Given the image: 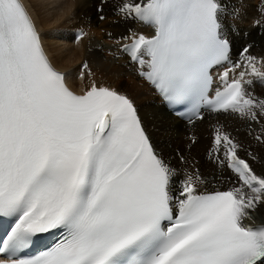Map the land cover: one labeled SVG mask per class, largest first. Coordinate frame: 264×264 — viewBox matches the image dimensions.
<instances>
[{
  "label": "snow or ice",
  "instance_id": "1",
  "mask_svg": "<svg viewBox=\"0 0 264 264\" xmlns=\"http://www.w3.org/2000/svg\"><path fill=\"white\" fill-rule=\"evenodd\" d=\"M30 4L0 0V264H264V172L224 126L210 155L231 186L209 190L199 169L180 177L130 96L68 86ZM115 10L147 29L122 37L137 74L189 123L205 111L264 121L249 91L264 85V58L249 44L233 60L226 0H116ZM258 12L264 30V0ZM43 235L59 238L31 254Z\"/></svg>",
  "mask_w": 264,
  "mask_h": 264
},
{
  "label": "bare ground",
  "instance_id": "2",
  "mask_svg": "<svg viewBox=\"0 0 264 264\" xmlns=\"http://www.w3.org/2000/svg\"><path fill=\"white\" fill-rule=\"evenodd\" d=\"M242 1L243 3H240L238 0H226L229 12L234 13L229 15L225 20L228 36L233 45V57L235 58L240 55L242 49L251 44L252 48L249 49L250 53L252 55L254 54L258 59L264 58V30L254 27V20L260 18L258 7L261 0H241V2ZM95 3L103 5L104 9L107 10L106 13H102L103 16L106 14L104 16L105 19H99L101 14L95 15L98 17L97 19L90 17V9ZM255 3L258 5L257 7L253 6ZM50 4L51 3L46 2V0H31L29 8L35 17L48 52L56 66L66 72V80L72 88H75L79 92H83L91 86L93 81H96L97 84L115 88L130 96L135 101L144 125L153 143L156 144L158 148L164 145L163 152L166 153L165 146L168 148L173 146L175 148V146L180 147V145L185 144L189 147L186 152V163H177L182 172L188 170L193 171L197 169L198 166L204 168L201 170V174L207 173L205 172L207 169L206 166H210L211 164L203 161L201 157L203 154H206V152H204L205 149L212 148L213 145L209 143L204 136L213 134L214 129L220 125H223L224 130L227 132L232 131L235 141L241 145V148L247 154L245 157L241 156V158L249 160L251 164L255 162V159L260 160L261 158L262 172H264V121L257 123L254 121L242 120L236 117V115L217 114L208 111L205 113L202 121L195 120L193 123H189L181 120L167 110L161 98L136 74V69L133 64L129 63L125 57L115 58L114 56L115 53L120 54V50L115 44L121 42V37L127 35L126 29L135 28L136 30L142 31L143 28L140 25L125 23L119 17L115 8L110 11L109 3H104V0H63L61 3V12L60 10L57 13L54 12L55 15H48L46 12L47 16H42L41 10L44 7L47 9L46 7ZM233 17L237 18V26L236 23L233 26L228 22V19L231 20ZM246 20L248 22H245ZM239 23L240 25H238ZM242 24L245 26H242ZM79 28H85V34L79 41H76L74 40V31ZM71 29H74V31L72 40L70 41ZM235 29H238L240 33H236ZM242 30L243 32H241ZM68 40L74 43L75 47L73 46L69 49L67 45ZM65 49H67L66 52L64 51ZM109 49L111 50L110 52H108ZM64 59L66 61H64ZM82 62L88 64L87 69L80 67ZM79 67L81 69H79ZM75 68L80 70L81 75L80 73L75 75L77 72H75ZM89 71L92 75L88 74ZM73 72H75V74ZM127 76L128 78H126ZM75 78L76 81L77 79L80 81V85L76 84ZM259 86L260 84L255 83L250 89H252L259 98L264 99V91H257L261 88H258ZM150 101L156 102V110L161 115V121L155 119V111L150 110L152 107L149 108L146 106ZM166 125L169 126L170 129L172 128L173 131L169 139L165 138L168 134L166 130L163 129ZM189 129H197V132H195L196 130L190 131ZM189 132L194 133L196 138L199 137L201 140H198V143L190 144L192 140H188ZM181 137H187V139L181 141V139H183ZM257 137H261L262 139L258 140ZM252 157H255V159L253 160ZM200 159L201 161H199ZM252 166L259 172L253 164ZM181 170L177 168V172ZM223 175L222 178L216 174H214L213 177L220 178L219 184L231 186L230 179L232 173L226 169ZM208 187L209 190L225 189L216 186ZM255 219L257 223H264L263 208L258 210Z\"/></svg>",
  "mask_w": 264,
  "mask_h": 264
},
{
  "label": "rangeland",
  "instance_id": "3",
  "mask_svg": "<svg viewBox=\"0 0 264 264\" xmlns=\"http://www.w3.org/2000/svg\"><path fill=\"white\" fill-rule=\"evenodd\" d=\"M55 1H56V3H55ZM240 3H243V1L241 2V0H238ZM46 2H50L51 4L50 5H48V7H46L47 9H45V7L41 10V15L42 16H47V13H48V15H50V14H53V15H55V13H57V12H59V10H60V12L62 11V5H61V3L63 2V0H52V2H51V0H46ZM109 6H110V11L112 10V9H114L115 8V4H116V1H113V0H109ZM97 3H95L93 6H92V8L90 9V17H92V18H98V17H96L95 15L96 14H101L102 15V13H106L107 12V10L106 9H104V7H103V5H98ZM253 5V4H252ZM253 6H255V7H257L258 5L255 3ZM103 8V11L102 12H100V11H98V9L99 8ZM49 8V9H48ZM60 8V9H59ZM47 12V13H46ZM55 12V13H54ZM237 13H238V11H237ZM236 13V14H237ZM106 15V14H105ZM104 15V16H105ZM235 18V19H234ZM99 19H100V16H99ZM234 19V20H233ZM233 19L231 18V20L230 19H228V22L230 23V24H232L233 26H234V24L236 23V26H237V18L236 17H233ZM238 19H239V17H238ZM101 20V19H100ZM240 22V21H239ZM245 22H248L247 20L245 21ZM238 25H240V23L238 24ZM236 26H235V28H236ZM242 26H245V25H243L242 24ZM254 27H256V26H254ZM236 31V33L238 32V33H240V31H238V29H235ZM104 32V31H103ZM241 32H243V30L241 31ZM70 38V41L72 40V37L70 36L69 37ZM69 40H68V48L70 49V47H75V44L74 43H71ZM245 45V44H244ZM68 49V50H69ZM66 50L67 49H65L64 51L66 52ZM57 53V52H56ZM109 54V53H108ZM254 55V54H253ZM83 56V55H82ZM81 56V57H82ZM255 56V55H254ZM64 61H66L65 59H64ZM71 68H72V66H71ZM79 69H81L80 67H79ZM78 68H75V72H76V74H75V72H73L75 75H78L79 73H80V70H79ZM126 78H128V76L126 77ZM75 82H76V84H78V85H80V81L77 79V81H76V78H75ZM259 84V83H258ZM261 87V88H260ZM255 88V87H254ZM258 88H260V89H258ZM258 88H256V89H258L257 91H259V92H263L264 91V85H261L260 84V86L258 87ZM263 90V91H262ZM254 96H256V97H259V96H257V95H255V92L252 90V89H250L249 90ZM151 103V104H150ZM150 103H147L146 104V106L147 107H152V108H150V110H154L155 112H157V113H155L154 112V115L156 114V116H155V119L156 120H158V121H161V115H160V113L156 110V102L155 101H150ZM153 104V105H152ZM232 115V114H231ZM230 115V116H231ZM236 117H238V116H236ZM239 118V117H238ZM227 120V119H226ZM163 124H167V123H163ZM205 124H207V123H205ZM204 124V125H205ZM164 130H166V133L168 134V135H166L165 136V138H167V139H169L170 138V136L172 135V128L170 129V127L169 126H167L166 125V127H164L163 128ZM190 131H195V132H197V129H189ZM228 133H231V136L234 138V136H233V134H232V131L231 132H228ZM181 138H183V139H181ZM180 139H181V141L182 140H184V139H187V137L186 138H184V137H181ZM204 138L207 140V141H209V143H212V134H210L209 136L208 135H205L204 136ZM188 140H192V142H190V144H195V143H198V140H201L199 137H197L196 138V135L194 134V133H188ZM263 140H264V136H263ZM238 141H239V139H238ZM185 146V147H184ZM165 148H166V153H164L163 151H164V145H163V147H159V149L162 151V153H164V156L170 161V163H171V165L174 167V168H178L179 170H181V168H179V164H177V163H186V160H187V157H186V152H187V149H189V147L187 146V145H185V144H183V145H180V147H178V146H175V148L173 147V146H170L169 148L168 147H166L165 146ZM171 148V149H170ZM173 149V150H172ZM171 150V151H170ZM212 151V148H206L205 149V151L204 152H206V154H203L202 155V157H201V159L203 160V161H205V162H209L211 165L209 166H206L207 167V169H206V171L205 172H207V173H202V175L206 178V179H208L209 181H210V183H209V186H216V187H222V188H225V187H229V186H227L226 184L225 185H223V184H219V179L220 178H214L213 176H214V174H216L217 176H221V178L224 176L223 175V173H224V171L226 170H224L223 172H221L218 168H217V166H216V163L214 162V156H211L210 155V152ZM250 152H252V151H250ZM176 154V155H175ZM239 155L240 156H246L247 154L245 153V151H243V149L242 148H240V150H239ZM174 156V157H173ZM180 156H183L185 159L183 160V161H181L180 160ZM201 159L199 160V161H201ZM189 162H191V161H189ZM258 170H259V172H262L263 171V168H262V163H261V158H260V160L259 159H255V162L254 163H252ZM197 169H199V171L200 172H202L201 170H203L204 168H200V167H198L197 166ZM211 169V170H210ZM189 171V170H188ZM188 171H185V172H182V170L181 171H178V174L180 175V177H183V175L186 173V172H188ZM225 176H227V175H225ZM225 180H227V179H225ZM264 209V208H263Z\"/></svg>",
  "mask_w": 264,
  "mask_h": 264
}]
</instances>
